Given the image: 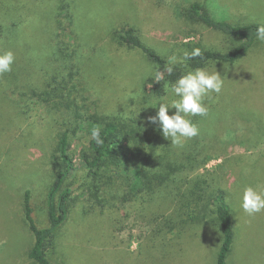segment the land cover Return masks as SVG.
<instances>
[{"label":"rangeland","instance_id":"rangeland-1","mask_svg":"<svg viewBox=\"0 0 264 264\" xmlns=\"http://www.w3.org/2000/svg\"><path fill=\"white\" fill-rule=\"evenodd\" d=\"M2 1L0 33L6 36L10 34V21L24 26L32 4L30 0ZM194 1L206 4L218 19L234 24H264V0H103L98 14L114 22L109 21L100 31L97 25L93 53L76 81L78 88L87 89L85 95L106 111L123 110L127 105L132 108L139 103L146 81L157 69L141 50L117 43L111 34L115 27L137 28L142 40L168 61L194 48L225 51L238 44V40L176 16L174 12ZM83 50L90 53L87 47ZM45 63L50 69L54 67L49 56ZM124 64L131 65L128 75L117 71V66ZM41 66L45 67L44 63L38 62V70ZM33 67L37 70L35 63ZM174 67H185V62ZM201 67L220 72L224 86L218 96L206 99L208 116L192 117L201 129L196 139L204 143L205 138L219 135L222 145H233L230 149L215 145L204 165L193 171H179L154 199L142 195L121 205L138 214L145 224L141 241L137 239L140 231L134 240L126 234L111 237L102 217L85 214L90 188L81 159L88 145L85 133L79 130L72 135L73 124L63 113L50 112L35 100L27 108L23 102L9 105L0 93V264H34L28 255L34 237L25 220L24 195L27 189L31 191L34 217L39 226H47V192L56 171L53 155L57 154L62 132L71 135L70 153L77 169L68 181L73 189L71 209L60 231L58 251L55 255L49 252L55 262L69 257L71 264H150L152 258L146 253L149 250L151 255L167 256L166 264H216L221 231L212 220L202 224L196 216L210 194L222 192V202L230 208L234 227L227 264H264V212L249 216L240 206L245 186L264 187V45L235 64L205 63ZM192 69L195 68L189 67L188 71ZM8 93L15 98L11 90ZM165 95H151L150 102L143 103L146 118L155 115L159 107V102L156 106L150 104ZM235 106L242 107L236 121L231 118L236 113L231 110ZM191 141L185 146H192ZM194 186L202 192L201 197L198 193L191 196ZM118 208H109L108 213L116 214ZM143 248L145 254L141 253Z\"/></svg>","mask_w":264,"mask_h":264},{"label":"trees","instance_id":"trees-1","mask_svg":"<svg viewBox=\"0 0 264 264\" xmlns=\"http://www.w3.org/2000/svg\"><path fill=\"white\" fill-rule=\"evenodd\" d=\"M30 4L32 6L24 26L10 21V34L5 36L0 33V49H11L15 54L12 71L0 75V93L9 105L18 106L23 102L27 108L35 100L47 106L50 112L63 113L65 119L73 124L72 135L79 130L85 133L88 145L81 153V159L90 181L85 214L102 217L111 237L126 234L134 240V235L140 231L137 239L141 241L145 234V224L138 218V214L130 209L125 210L126 207L121 205L133 202L142 195L154 199L158 191L168 186L179 171H193L201 167L208 159L206 155L212 154L213 147L221 144L219 135H215L205 138L204 143L194 137L192 146H172L161 134L158 123L147 120L143 103H149L151 95L160 97L165 94L163 84L174 81L189 67L197 68L205 63L235 64L241 61L254 48L264 45L255 35L257 26L262 23L234 24L227 19H218L206 4L198 1L178 9V12H174L177 17L203 25L239 42L225 51L199 47L201 55L187 60L185 67H174L171 75L165 71L168 60L142 40L137 28L115 27L111 33L115 41L141 50L155 68L164 73V80L155 82L154 76L150 77L142 89L139 103H134V107L129 108L127 105L123 110L106 111L91 101L90 95H85L87 89L81 91L76 83L93 53L92 42L97 33V25L100 31L103 26L110 24L109 21L114 22L107 15L99 16V5L103 4V0H30ZM15 29L17 33H14ZM85 47L90 53H84ZM48 56L54 64L51 69L45 63ZM38 62H43L45 67L41 66L38 70ZM34 63L37 70L33 67ZM117 71L128 75L132 68L124 64L117 66ZM9 90L15 98L9 97ZM237 99L235 101L239 102ZM127 107L130 110L127 111ZM240 109L241 106L231 109L236 112L231 117L234 121ZM93 127L100 128L104 140L102 145H97L91 139L90 130ZM58 137L57 154L53 155L56 171L46 200L47 226H39L34 217L31 191L27 189L24 195L25 220L34 237L28 255L34 264H71L69 257L60 258L57 262L52 258L58 251L60 231L69 218L73 189L68 181L77 169L76 161L70 153L71 135L62 132ZM223 144L220 148L230 149L233 145L231 142ZM196 160L199 162L192 164ZM195 193L202 196V192H198L194 186L190 194L194 196ZM105 195L109 197L105 198ZM181 198H184L183 193ZM223 198L222 192L220 195L210 194L209 201L200 204L196 216V220L202 224L212 220L221 231L216 264H227L234 242L232 214L229 206L222 202ZM115 206L119 207L117 213H108V209ZM144 251L143 248L141 253L145 254ZM146 253L152 258L150 264H166L167 256L151 255L149 250Z\"/></svg>","mask_w":264,"mask_h":264},{"label":"clouds","instance_id":"clouds-1","mask_svg":"<svg viewBox=\"0 0 264 264\" xmlns=\"http://www.w3.org/2000/svg\"><path fill=\"white\" fill-rule=\"evenodd\" d=\"M255 35L258 41L264 42V24L257 26ZM200 55L201 49L194 48L191 52L185 51L182 57H169L165 71L171 75L177 63H184ZM14 63V52L11 49H0V75L11 72ZM154 80L155 82L163 81L164 73L157 70ZM223 86L224 79L217 70L209 71L206 68L197 67L186 71L174 81L164 83L166 95L150 104L156 106L159 102V107L156 114L149 116L147 120L154 124L158 123L161 134L170 141L172 146L183 148L190 139L201 134L199 125L193 121L192 117L208 116L209 108L205 101L211 99L213 94L218 96ZM173 109L172 114H169V111ZM90 137L97 145L104 143L99 127H93L90 130ZM240 206L249 216L264 212V187L245 186Z\"/></svg>","mask_w":264,"mask_h":264}]
</instances>
